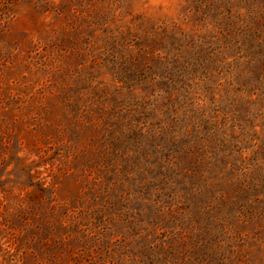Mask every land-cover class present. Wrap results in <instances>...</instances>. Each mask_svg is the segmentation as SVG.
Here are the masks:
<instances>
[{
	"label": "rangeland",
	"instance_id": "374dc122",
	"mask_svg": "<svg viewBox=\"0 0 264 264\" xmlns=\"http://www.w3.org/2000/svg\"><path fill=\"white\" fill-rule=\"evenodd\" d=\"M0 264H264V0H0Z\"/></svg>",
	"mask_w": 264,
	"mask_h": 264
}]
</instances>
